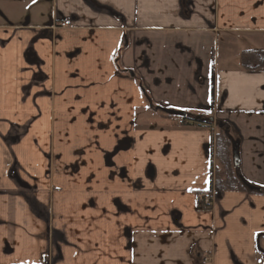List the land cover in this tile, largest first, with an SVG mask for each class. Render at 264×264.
<instances>
[{"label":"crops","instance_id":"0c3cea01","mask_svg":"<svg viewBox=\"0 0 264 264\" xmlns=\"http://www.w3.org/2000/svg\"><path fill=\"white\" fill-rule=\"evenodd\" d=\"M261 49L264 0H0V264H264Z\"/></svg>","mask_w":264,"mask_h":264},{"label":"trees","instance_id":"16d2710c","mask_svg":"<svg viewBox=\"0 0 264 264\" xmlns=\"http://www.w3.org/2000/svg\"><path fill=\"white\" fill-rule=\"evenodd\" d=\"M240 66L243 69L254 70L264 67V49L261 50H244L239 56ZM193 125L200 127L199 124H195V120H192ZM224 127L221 128L215 139V151L218 167L215 170L214 182L212 191L221 193L225 191H244V187L240 183L236 176L235 169L232 165V143L229 139L228 133L224 131ZM237 144V143H236ZM235 144V147H236Z\"/></svg>","mask_w":264,"mask_h":264},{"label":"rangeland","instance_id":"374dc122","mask_svg":"<svg viewBox=\"0 0 264 264\" xmlns=\"http://www.w3.org/2000/svg\"><path fill=\"white\" fill-rule=\"evenodd\" d=\"M219 37V39H218V45H217V47L216 48H214L215 50H218V61H217V64H216V71L217 70H220L221 68H222V63H221V57L222 58H224L225 57V55H227L226 54V52H224L225 51V49H226V46H225V44L222 42V40H220L222 37L221 36H218ZM242 47H246L245 45L243 46L242 45ZM230 55H232V50H230V53H229V56ZM230 63H232V61H230ZM224 64V63H223ZM136 113V117L138 116V115H141L139 118H138V120L139 119H141V117H142V115L144 114V116H145V122L144 123H147L146 125H157V123H156V121H155V117H154V112H151V111H149V110H146V111H138V112H135ZM200 114H203V115H208V116H211L212 114H213V112L210 110V111H207V112H200ZM148 115V116H147ZM138 120H137V118H136V123L138 122ZM140 122V121H139ZM217 158L216 159H214V168H217L218 167V163H217ZM89 176L91 177V176H94V174H89ZM148 179H150V177H147ZM88 206V205H87ZM82 207V206H81ZM82 210H84L83 212H82V214H87V213H89V211H90V208H89V206L88 207H82Z\"/></svg>","mask_w":264,"mask_h":264},{"label":"water","instance_id":"95a60500","mask_svg":"<svg viewBox=\"0 0 264 264\" xmlns=\"http://www.w3.org/2000/svg\"><path fill=\"white\" fill-rule=\"evenodd\" d=\"M32 57V56H31ZM34 58V57H33ZM27 62L29 64H33L34 62H36L35 59L29 60V56L27 57ZM184 114H181V116H183ZM132 141L129 138H124L122 141H120L115 148L113 149V151L111 153H106L104 156V162L105 165L107 167H112L113 163H112V158L121 151H126L129 149L130 145H131ZM232 165L234 169H237L240 165L239 163V158H238V154H237V150L236 147L233 145L232 146ZM118 177L121 179H125L126 178V174L125 171L123 169H120L118 171Z\"/></svg>","mask_w":264,"mask_h":264},{"label":"built area","instance_id":"2783aa9c","mask_svg":"<svg viewBox=\"0 0 264 264\" xmlns=\"http://www.w3.org/2000/svg\"><path fill=\"white\" fill-rule=\"evenodd\" d=\"M68 26H70V21H64V22L59 23V24H53L51 27V30L54 31V30L59 29V28H66ZM204 202H206V199L204 200Z\"/></svg>","mask_w":264,"mask_h":264},{"label":"flooded vegetation","instance_id":"af4514ba","mask_svg":"<svg viewBox=\"0 0 264 264\" xmlns=\"http://www.w3.org/2000/svg\"><path fill=\"white\" fill-rule=\"evenodd\" d=\"M195 122H196V120H195ZM198 122V121H197ZM221 128H223V126H221ZM118 174V172L116 173V175ZM209 202V200H207L206 199V202L205 203H208Z\"/></svg>","mask_w":264,"mask_h":264}]
</instances>
